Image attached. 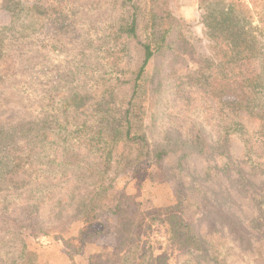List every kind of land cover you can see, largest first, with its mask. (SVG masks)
<instances>
[{
    "label": "rangeland",
    "instance_id": "374dc122",
    "mask_svg": "<svg viewBox=\"0 0 264 264\" xmlns=\"http://www.w3.org/2000/svg\"><path fill=\"white\" fill-rule=\"evenodd\" d=\"M232 1L258 27L243 65L205 24L209 10ZM133 11L136 36L122 28ZM165 11L178 20L167 39L172 47L159 51L136 80L142 43L163 33ZM219 73L232 85L215 83ZM237 79L245 84L231 82ZM246 80L258 83L251 95L243 93L255 88ZM74 92L72 108L61 115L73 142L63 153L64 134L53 132L52 116L62 112L61 96ZM235 95H250L249 108ZM32 120L53 150L38 143L31 157L18 135L8 152L0 150V264L20 256L28 264L116 258L118 217L100 208L88 212L86 224L85 211L79 216L83 198L100 184L134 195L151 214L182 203L188 226L155 221L151 249L136 264H264V0H0V133ZM128 121L139 139L127 140ZM202 138L211 154H188L190 145L203 147ZM182 144L183 152L172 150ZM162 145L170 151L158 159ZM13 158L24 172L9 174L14 181L6 183ZM41 181L53 187L34 198L26 190ZM89 224L110 229L101 244L85 242ZM188 237L204 249L189 250Z\"/></svg>",
    "mask_w": 264,
    "mask_h": 264
},
{
    "label": "trees",
    "instance_id": "16d2710c",
    "mask_svg": "<svg viewBox=\"0 0 264 264\" xmlns=\"http://www.w3.org/2000/svg\"><path fill=\"white\" fill-rule=\"evenodd\" d=\"M156 1V0H152ZM243 13L241 10L239 11ZM243 15V17H242ZM237 13V9L235 7L234 1H232L229 4V7H220V9H211L209 10L208 14L205 16V24L208 28V32L211 38L215 37H223L226 39V45L230 46L231 49L235 50L236 52L233 55V60L236 62V64L243 65V63H247V61L252 57L250 55H243V51L250 49V47L255 46L257 44L256 36L253 31L256 30L258 27L253 26L251 22L247 21V15ZM137 13L136 11H133V16L131 21H129L127 24H125L122 28L129 34L136 36V29H137ZM163 19L165 21L166 28L164 29L163 33L156 38L155 36L146 42L142 43L143 51H144V57L143 61L140 65L138 74L136 76V80L140 79L142 77V74L144 73L148 63L150 60L163 48L165 47H172V42L167 41L169 37L172 36L173 31H176V26L178 24V20L176 17L172 15L171 12L165 11ZM167 22L168 27H167ZM249 38L252 39V41L249 43ZM254 40V43H252ZM213 63V62H212ZM215 64V63H213ZM215 65H222L221 63H217ZM215 83L219 85H226L231 86L232 84H229V79L227 76L224 75V73H219V75L215 76ZM242 80V81H241ZM242 84H245V80L243 79H237L231 81L232 83L240 82ZM250 86H254L255 88H250L251 91L247 92L244 91L243 93H249L252 94V90H255L258 86V83H255L254 80H246ZM230 82V83H231ZM228 94H235L234 91H229ZM243 96L244 98H240L238 95H235V102L240 104L242 107L249 108V104L251 103L252 99L251 96ZM77 93L74 92L72 95L68 94L66 96H61L60 101L61 106H59L58 110L60 112L58 115H53L52 118L56 120L58 123L57 128H53V132L56 130L59 133L64 134L63 138L60 141L61 147L63 149V153H66L71 146L73 145V142L70 139V129L66 127V123L63 122V117L61 115H64L65 113H68L70 111V108H72V104L74 103L76 99ZM128 119V118H127ZM129 120V119H128ZM39 127H38V121L35 122L34 120L29 122H22L20 129L15 127V130L12 132V134H4L0 133V150L4 152H8L7 148L11 144L12 141L15 143H18L20 140H15V136H22V141L25 142L28 145L29 148V155L34 156V154H38V152L35 151L36 147L40 145H48V148L45 150H53L52 143L48 142H41L39 140V137L41 136L39 133ZM126 138L129 141L139 139V137H136L132 135V129H131V123L128 121V125L126 126ZM198 138V136H196ZM201 140V139H200ZM201 142L204 144L203 147L201 146H191V151L189 153L196 152L201 155H210L211 151L207 150V142L205 138H202ZM35 148V149H34ZM184 145H177L173 146L172 150L175 151H182L184 150ZM44 150V151H45ZM170 149L167 146H159L157 148V151L155 153V156L158 159H162ZM186 154V153H185ZM40 155V153H39ZM187 155V154H186ZM185 156V155H182ZM52 160L49 161L51 163ZM0 164H5V161H0ZM21 162L16 161L15 158L12 159L11 165L7 167V169H4L5 173L4 175V182L6 183H12L14 181L12 175L8 176L9 174H15L21 171ZM2 168V167H0ZM47 170H49V167H47ZM1 171V169H0ZM89 170L86 172L88 173ZM24 172V171H21ZM47 172V171H46ZM47 173L53 174L54 170L50 169ZM65 173H68L66 171L62 172V175ZM90 173L85 177V180L87 181L89 179ZM53 187L51 183H45L44 181H41L39 184H35L32 187H29L26 191L29 193H34L33 197L37 198L41 192L47 194V189ZM110 189H113L112 192L109 190H106L105 187H102L100 184L96 187V191L91 195H85V198L82 200V204L80 206L81 211H79V216H82V211H85V214L83 215V222L88 223L90 220L88 219L90 217V212L92 209L100 208L101 212H110L111 214H114L118 217V222L116 226L114 227L113 234H114V247L116 249V258L114 259H103V261L96 263V264H118L120 262L122 255H124L126 252L131 251V255L126 253V257L124 256L122 259L123 264H136L135 261L137 258H142V261H144L145 256L147 252L151 249V246L147 247L149 244L148 239L150 234L148 233L149 228L151 224H153L155 221L158 220H165L166 218L172 221H175L176 223H182L184 226H188V220L184 216V208L182 206L181 201H178L177 203L165 206L158 211H164L165 215H161L160 212L156 211L153 214L150 212H145L141 209L140 203L136 200V197L132 194H129L123 190L118 191L115 189L114 186L109 185ZM97 200V204H96ZM97 216H93V219ZM106 228V225H104V229ZM88 233L85 236V242H90L92 240L98 241L99 244H101L102 239L104 240V237L106 236L107 232H110L108 230L104 229H92V225L89 224L87 227ZM176 235V234H175ZM253 236V235H251ZM264 236V233H263ZM187 246L189 250H202L204 247H201V240L199 238H190L188 237ZM244 240L249 241L248 238H245ZM132 246H135L134 249H130ZM25 252V251H24ZM128 254V255H127ZM90 256V255H89ZM96 257L102 258V255L97 254ZM25 256H20L13 264H28ZM93 257L90 258L89 264H94ZM38 264V263H36Z\"/></svg>",
    "mask_w": 264,
    "mask_h": 264
}]
</instances>
